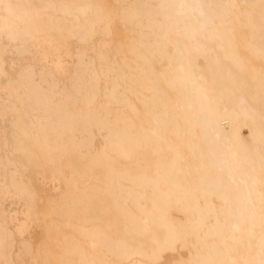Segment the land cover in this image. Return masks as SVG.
Returning a JSON list of instances; mask_svg holds the SVG:
<instances>
[{
	"label": "bare ground",
	"instance_id": "bare-ground-1",
	"mask_svg": "<svg viewBox=\"0 0 264 264\" xmlns=\"http://www.w3.org/2000/svg\"><path fill=\"white\" fill-rule=\"evenodd\" d=\"M262 11L261 0H0V261L152 264L178 235L168 264H259ZM116 19L125 38L104 47L96 36ZM54 35L84 44L69 83L59 57L37 66L29 45ZM6 50L25 59L15 75ZM31 165L43 187L65 190L44 199ZM5 193L26 202L16 230ZM42 224L33 250L23 233Z\"/></svg>",
	"mask_w": 264,
	"mask_h": 264
},
{
	"label": "rangeland",
	"instance_id": "rangeland-1",
	"mask_svg": "<svg viewBox=\"0 0 264 264\" xmlns=\"http://www.w3.org/2000/svg\"><path fill=\"white\" fill-rule=\"evenodd\" d=\"M110 2H114V0H108ZM126 27H128V24H123L122 22L113 21L112 23V31L111 34L107 35L105 33H99L96 36L95 41H99L100 44L104 47H111L114 48L115 42L118 38H125V33L121 34L120 32L127 31ZM140 29V28H138ZM176 37H179V35H176ZM30 47L33 48V50L36 53V63L37 66H41L42 64H45L46 62L43 61L42 55L44 52L49 53L53 57L57 56L61 59V64L56 68V74L62 80L63 82L69 83L70 77L74 72L75 69V62L77 59V52L79 49L84 48V44L79 42L74 37H69L66 40H61L59 37H56L55 35L51 39L46 40H38L35 42H31ZM4 47L8 48V43L4 42ZM171 49V46L168 47ZM5 61H6V69L11 75H15L17 71L19 70L20 66L24 63L25 59L24 57H21L17 55L16 53H13L9 50H6L5 52ZM91 54H93L91 52ZM121 54L118 55L119 60ZM28 60H30V56H28ZM167 59L163 60L162 62H158L157 60H154V65L158 69H161L163 66L167 64ZM51 62H48L50 64ZM206 61H201L202 67H208ZM104 84V81L101 82ZM113 110L117 108L118 106L116 104L110 105ZM126 110V109H125ZM127 111V110H126ZM144 124L149 125V122L146 121ZM0 129H8V123L7 121H2L0 119ZM227 127V125H226ZM228 128V127H227ZM243 133H247V129H243ZM97 146H101L103 144V139L98 136L96 139ZM14 159L17 161L18 164L24 163L25 159L22 155L19 153L14 154ZM0 168H7L5 164L2 162L0 164ZM27 168H30L27 172L29 176L33 179L36 188L37 193L44 197V199L47 196H55L57 197L61 191L65 190V186L62 185L60 187L55 186L53 187L52 183H47L42 186L41 182L39 181V174L35 171L34 166H28ZM72 172H70L71 174ZM45 203V200L43 201V204ZM1 207L4 212V214L7 217H18L19 219L13 220L10 224V227L12 230H16L17 223L22 219V211L26 207V202L23 199H19L17 196H14L10 193H5L1 195ZM82 225L87 226L86 223L81 222ZM65 232L70 233L73 232L72 229H66ZM23 236L28 239L33 247V250L36 249L37 245L44 239L45 236V225H41L38 228H32L30 231H26L23 233ZM17 250L14 249V258L17 261ZM32 254L33 253H23L22 259L19 261V264H33L32 261Z\"/></svg>",
	"mask_w": 264,
	"mask_h": 264
},
{
	"label": "snow or ice",
	"instance_id": "snow-or-ice-1",
	"mask_svg": "<svg viewBox=\"0 0 264 264\" xmlns=\"http://www.w3.org/2000/svg\"><path fill=\"white\" fill-rule=\"evenodd\" d=\"M5 7L11 14V10L14 7H18V6L6 5ZM261 7L262 9H264V0H261ZM249 23H251V21H249ZM261 31L264 32V11H262V15H261ZM261 163H262V167H264V154H262ZM175 223L182 224L183 219L181 218ZM233 227H236V226H233ZM172 240L173 242L171 244H167L165 247L161 249L158 258L155 261H153L152 264H168V261L164 259V252H166L169 248L174 249L175 247L179 246L178 235L177 237H173ZM0 264H4V262L0 261ZM33 264H53V262L42 261V260L37 259L33 262ZM57 264H66V262L61 261V262H57ZM176 264H204V262L188 259V260L177 261ZM233 264H239V262H233ZM244 264H255V262L245 261ZM259 264H264V237H262V240H261V259L259 260Z\"/></svg>",
	"mask_w": 264,
	"mask_h": 264
}]
</instances>
